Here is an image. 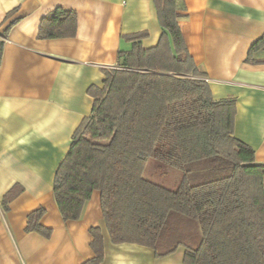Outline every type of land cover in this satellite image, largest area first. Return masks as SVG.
I'll list each match as a JSON object with an SVG mask.
<instances>
[{
	"label": "trees",
	"instance_id": "1",
	"mask_svg": "<svg viewBox=\"0 0 264 264\" xmlns=\"http://www.w3.org/2000/svg\"><path fill=\"white\" fill-rule=\"evenodd\" d=\"M153 2L162 28L158 44L143 46L146 31L123 36L130 48L119 51L117 66L103 69V86L88 89L92 112L57 169L54 199L65 221H77L99 191L113 244L146 246L156 257L183 246V264H264V165L234 134L237 100L215 99L190 54L179 23L185 0ZM77 25V12L59 7L42 19L38 37H74ZM262 47L264 35L247 61L261 62L252 54ZM148 158L157 169L181 173L175 188L144 176ZM20 192H7L5 209ZM45 212L29 215L27 231L49 238ZM91 234L95 256L84 264H102V228Z\"/></svg>",
	"mask_w": 264,
	"mask_h": 264
},
{
	"label": "crops",
	"instance_id": "2",
	"mask_svg": "<svg viewBox=\"0 0 264 264\" xmlns=\"http://www.w3.org/2000/svg\"><path fill=\"white\" fill-rule=\"evenodd\" d=\"M180 27L215 99L235 98V136L264 165V0H185ZM62 7L77 12V34L40 39L42 19ZM12 12V13H11ZM9 13H11L9 15ZM0 264H84L94 258L91 229L106 242L102 264H183L185 248L156 257L135 243L113 244L99 191L77 221H65L53 194L57 169L75 130L91 115L88 89L103 86L104 68L119 63L131 43L124 35L146 31L145 48L156 46L162 28L153 0H0ZM3 41V43H2ZM21 192L3 206L11 189ZM46 210L49 238L27 231L29 215Z\"/></svg>",
	"mask_w": 264,
	"mask_h": 264
},
{
	"label": "rangeland",
	"instance_id": "3",
	"mask_svg": "<svg viewBox=\"0 0 264 264\" xmlns=\"http://www.w3.org/2000/svg\"><path fill=\"white\" fill-rule=\"evenodd\" d=\"M156 165L158 164L154 159L148 158V163L144 176L157 183L175 188L174 185L180 179L181 173L178 170H174L167 166H163L162 168L157 169Z\"/></svg>",
	"mask_w": 264,
	"mask_h": 264
}]
</instances>
